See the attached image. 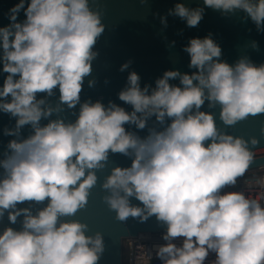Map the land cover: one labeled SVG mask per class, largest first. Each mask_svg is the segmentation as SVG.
<instances>
[{
  "label": "clouds",
  "instance_id": "1",
  "mask_svg": "<svg viewBox=\"0 0 264 264\" xmlns=\"http://www.w3.org/2000/svg\"><path fill=\"white\" fill-rule=\"evenodd\" d=\"M93 3L17 0L0 25V71L6 73L0 112L14 118L0 153V217L7 212L10 221L0 229V264H98L105 234L91 231L76 213L88 206L110 153L131 163L113 165L103 177L102 200L118 221L155 217L164 226L153 246L160 264H205L210 255V264H264V197L234 187L254 159L264 124L260 136L237 135L202 107L218 105L226 126L264 114V62L248 56L229 62L211 33L192 36L183 45L191 71L169 68L154 84H142L132 69L117 93L122 103L81 100L105 29ZM207 7L242 11L264 31V0H203L195 7L175 0L161 23L173 15L194 27ZM57 90L52 103L48 97ZM77 105L74 120L50 118ZM153 117L146 135L134 130ZM255 184L264 188V178ZM26 201L43 206L21 207Z\"/></svg>",
  "mask_w": 264,
  "mask_h": 264
},
{
  "label": "water",
  "instance_id": "2",
  "mask_svg": "<svg viewBox=\"0 0 264 264\" xmlns=\"http://www.w3.org/2000/svg\"><path fill=\"white\" fill-rule=\"evenodd\" d=\"M17 0H0V25L8 23V9ZM190 6L202 5L203 0H184ZM175 0H94L93 6H98L102 11V22L105 29L97 38L94 50L97 56L93 60L92 72L85 77L81 91V100L101 98L105 103L109 99L117 100V93L126 82L128 71L135 69L141 76V83L154 84L155 79L169 68H178L181 71H191L188 62L189 56L183 50L188 39L192 36H204L211 33L213 38L221 45V59L235 62L242 56L250 57L255 63L264 62V31H258L255 24L242 11L222 14L220 10L211 7L205 8L203 18L194 26L189 27L184 20L177 16L167 15V24L161 23V17L168 13ZM21 12L18 19H23ZM174 41V43H173ZM253 42L256 46H253ZM130 61L129 68L120 71V65ZM2 67V66H0ZM6 73L0 71V84ZM89 79L95 83L88 84ZM107 81V82H106ZM178 82V81H173ZM38 95H44L40 93ZM58 90L48 97L49 101L56 103ZM118 103H122L117 100ZM79 105L74 109L64 108L60 113L66 120H74ZM213 111L217 116V124L226 131L245 137L260 136V126L264 124V114L249 116L231 126L223 125L219 120V106L208 108L207 101L202 106ZM46 119L42 120V123ZM154 123V117L148 122L145 129H134L141 136L147 134V129ZM14 118L0 112V153L5 149L7 141L11 138L4 134L6 126L11 127ZM134 128V126H133ZM31 129L25 125L21 135H28ZM254 159L249 165V170L264 167V137L252 146ZM131 158L122 153H110L107 165L98 170V182L91 190L88 206L78 210L76 217L87 220L90 230H102L105 234V251L98 264H123V240L137 236L142 232L163 231L164 226L149 217L140 222L129 218L126 222L115 219V214L108 209L102 200L103 190L100 182L110 171L113 165H129ZM134 202H138L135 201ZM46 203V202H45ZM31 206L33 210L43 204L24 202L23 206ZM22 217H18L13 227L21 226ZM10 221L7 212L0 217V229Z\"/></svg>",
  "mask_w": 264,
  "mask_h": 264
},
{
  "label": "built area",
  "instance_id": "3",
  "mask_svg": "<svg viewBox=\"0 0 264 264\" xmlns=\"http://www.w3.org/2000/svg\"><path fill=\"white\" fill-rule=\"evenodd\" d=\"M264 178V167L246 171L243 177L238 178L237 185L234 187L245 190L255 195L257 198L264 197V188L258 187L255 184L256 179ZM162 231L157 232H142L137 236L125 238L123 246H128L126 255V264H137L138 261H143L151 257L149 264H160L155 257L154 245L161 242L160 235ZM211 255L205 264H210Z\"/></svg>",
  "mask_w": 264,
  "mask_h": 264
},
{
  "label": "rangeland",
  "instance_id": "4",
  "mask_svg": "<svg viewBox=\"0 0 264 264\" xmlns=\"http://www.w3.org/2000/svg\"><path fill=\"white\" fill-rule=\"evenodd\" d=\"M127 249H128V246L125 244L123 246V264H126V255H127Z\"/></svg>",
  "mask_w": 264,
  "mask_h": 264
}]
</instances>
